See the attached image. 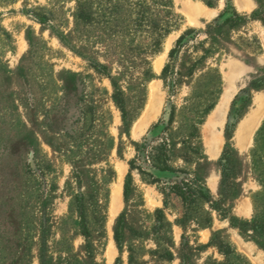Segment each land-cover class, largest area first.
I'll return each mask as SVG.
<instances>
[{"label":"rangeland","instance_id":"1","mask_svg":"<svg viewBox=\"0 0 264 264\" xmlns=\"http://www.w3.org/2000/svg\"><path fill=\"white\" fill-rule=\"evenodd\" d=\"M0 264H264V0H0Z\"/></svg>","mask_w":264,"mask_h":264},{"label":"bare ground","instance_id":"2","mask_svg":"<svg viewBox=\"0 0 264 264\" xmlns=\"http://www.w3.org/2000/svg\"><path fill=\"white\" fill-rule=\"evenodd\" d=\"M160 63H158V68H160L161 67V61H159ZM230 95H231V90L229 89L228 90V93H227V95H226V97H225V99L223 100V102H222V104H221V107L219 108V110H218V112H217V115H216V117H214L212 120H211V123L210 124H212V123H214V124H217V123H219V122H221V121H223V118H224V114H225V112H226V107H227V103H228V99L230 98ZM156 103V102H155ZM156 107V106H155ZM155 107L154 106H152L151 108H149L148 109V111H147V113H146V115H145V117L142 119V121H141V123H140V126H139V128L141 129V128H143L147 123H148V121L150 120V118L154 115V113H155ZM156 108H158V107H156ZM158 110V109H157ZM122 176H123V174L122 173H120V180H119V185L118 186H116V188H115V190H117V191H115V192H117V193H119V199H120V196H121V186H122ZM248 212V211H247ZM240 244H241V247L242 248H244L245 250H247L248 252H250V248L248 247V246H246V244H244L242 241H240Z\"/></svg>","mask_w":264,"mask_h":264},{"label":"trees","instance_id":"3","mask_svg":"<svg viewBox=\"0 0 264 264\" xmlns=\"http://www.w3.org/2000/svg\"><path fill=\"white\" fill-rule=\"evenodd\" d=\"M182 40V38L180 39V41ZM135 162H136V160H133V162H132V166H135ZM164 168H166V169H170V167H164ZM129 182V181H128ZM202 195H205L203 192H202ZM116 239L118 240V242L120 243V241H121V229L120 230H118V232H117V235H116Z\"/></svg>","mask_w":264,"mask_h":264}]
</instances>
